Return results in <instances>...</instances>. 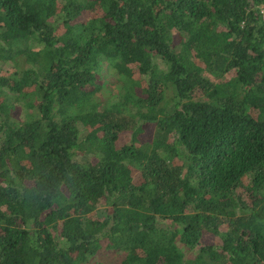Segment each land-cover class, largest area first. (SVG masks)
<instances>
[{"label": "trees", "instance_id": "16d2710c", "mask_svg": "<svg viewBox=\"0 0 264 264\" xmlns=\"http://www.w3.org/2000/svg\"><path fill=\"white\" fill-rule=\"evenodd\" d=\"M263 3L0 0V264H264Z\"/></svg>", "mask_w": 264, "mask_h": 264}, {"label": "rangeland", "instance_id": "374dc122", "mask_svg": "<svg viewBox=\"0 0 264 264\" xmlns=\"http://www.w3.org/2000/svg\"><path fill=\"white\" fill-rule=\"evenodd\" d=\"M158 64L160 68L164 67L162 63ZM11 66L12 64L9 62L5 63L3 64L2 70L9 71ZM101 75L103 81V89L98 94V96L100 99L105 100L110 96V94H114L116 91V73L109 65L104 64L102 67ZM122 258V253L102 250L89 261V264H120Z\"/></svg>", "mask_w": 264, "mask_h": 264}, {"label": "built area", "instance_id": "2783aa9c", "mask_svg": "<svg viewBox=\"0 0 264 264\" xmlns=\"http://www.w3.org/2000/svg\"><path fill=\"white\" fill-rule=\"evenodd\" d=\"M260 14H261L262 21L264 22V3L261 4L260 6Z\"/></svg>", "mask_w": 264, "mask_h": 264}]
</instances>
